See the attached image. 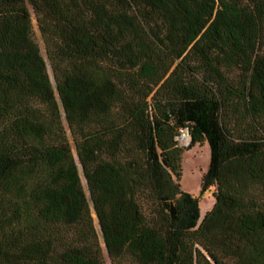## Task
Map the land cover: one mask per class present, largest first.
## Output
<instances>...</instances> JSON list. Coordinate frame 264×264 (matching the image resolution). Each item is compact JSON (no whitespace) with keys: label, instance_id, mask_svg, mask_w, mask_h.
I'll return each mask as SVG.
<instances>
[{"label":"trees","instance_id":"1","mask_svg":"<svg viewBox=\"0 0 264 264\" xmlns=\"http://www.w3.org/2000/svg\"><path fill=\"white\" fill-rule=\"evenodd\" d=\"M183 129L210 148L201 221ZM101 242L264 264V0H0V264H106Z\"/></svg>","mask_w":264,"mask_h":264},{"label":"rangeland","instance_id":"2","mask_svg":"<svg viewBox=\"0 0 264 264\" xmlns=\"http://www.w3.org/2000/svg\"><path fill=\"white\" fill-rule=\"evenodd\" d=\"M32 15V26H33V35L35 40L40 46L41 53L44 58L46 56V46L44 43V39L42 37L41 31L39 29L38 21L35 13L31 9ZM66 134L69 138L72 151L76 155V146L69 129V126L66 121H64ZM185 133L188 134L189 139L183 140L182 135ZM179 145L183 147L184 151L182 153V179H181V187L183 190L191 193L194 196L200 197V220L203 219L206 212L212 209L215 204V196L214 191L215 187H211L206 192H201L202 180L203 177L209 167L210 162V148L208 143L205 141L203 143H196L191 146V135L187 129H183L181 134L177 137ZM187 142V144H185ZM85 182V179H82ZM95 216V214H94ZM103 257L106 261V264H112L111 260L106 252L104 247V243L101 242Z\"/></svg>","mask_w":264,"mask_h":264},{"label":"bare ground","instance_id":"3","mask_svg":"<svg viewBox=\"0 0 264 264\" xmlns=\"http://www.w3.org/2000/svg\"><path fill=\"white\" fill-rule=\"evenodd\" d=\"M182 137H183V140H186V141L189 139L188 134L185 133V132H184V134L182 135Z\"/></svg>","mask_w":264,"mask_h":264},{"label":"built area","instance_id":"4","mask_svg":"<svg viewBox=\"0 0 264 264\" xmlns=\"http://www.w3.org/2000/svg\"><path fill=\"white\" fill-rule=\"evenodd\" d=\"M185 144H187V142Z\"/></svg>","mask_w":264,"mask_h":264}]
</instances>
